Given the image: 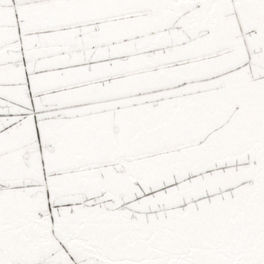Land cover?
Masks as SVG:
<instances>
[{"label":"snow or ice","instance_id":"obj_1","mask_svg":"<svg viewBox=\"0 0 264 264\" xmlns=\"http://www.w3.org/2000/svg\"><path fill=\"white\" fill-rule=\"evenodd\" d=\"M0 264H264V0H0Z\"/></svg>","mask_w":264,"mask_h":264}]
</instances>
